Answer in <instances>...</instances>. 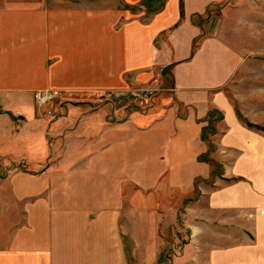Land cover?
Returning a JSON list of instances; mask_svg holds the SVG:
<instances>
[{
	"label": "crops",
	"instance_id": "0c3cea01",
	"mask_svg": "<svg viewBox=\"0 0 264 264\" xmlns=\"http://www.w3.org/2000/svg\"><path fill=\"white\" fill-rule=\"evenodd\" d=\"M224 1L0 7V163L26 154L0 172V264H264V136L223 90L241 61L194 22ZM137 88L165 92L151 114L113 101ZM45 90L75 102L50 119L24 102Z\"/></svg>",
	"mask_w": 264,
	"mask_h": 264
},
{
	"label": "rangeland",
	"instance_id": "374dc122",
	"mask_svg": "<svg viewBox=\"0 0 264 264\" xmlns=\"http://www.w3.org/2000/svg\"><path fill=\"white\" fill-rule=\"evenodd\" d=\"M26 1L28 0H0V7L11 2L24 4ZM37 1L40 2L41 0H32L35 4ZM209 11H211L210 19L205 18L208 20H195L194 22L206 26L208 34H214L213 36L219 38L241 61V67L236 70L230 82L223 89L224 93L239 120L248 128L264 136V0H225L218 6H212ZM128 92V99L119 98L113 101L118 104L119 109L136 110L142 115L151 114L154 107H158V104L163 101L162 98L165 93L163 89L151 91L141 88L130 89ZM103 99L104 95L102 98L100 95L97 96L94 100L96 101L95 105L101 106ZM71 100L75 102V100ZM24 102L28 106H33L37 113H41L50 119L57 118V110L73 106V102L70 103L62 93H55V97L42 110L36 108L33 99L28 98ZM210 116V123L203 130V137L209 142L212 133L220 129L217 125L220 123V116L212 111ZM214 146L210 143L205 158L209 159L210 155L214 153ZM11 156V158L3 159V162L0 163V172L7 168L11 171L21 159H26V154L21 151ZM21 166L23 163L19 164V167ZM3 167L6 169H1ZM219 167L213 161V171L219 172ZM0 175L3 176L4 174ZM1 189H3V193L2 196L0 194V249L6 247L10 238V228L2 226L5 223L4 218L15 219L17 212V205L12 202L9 189L6 190L4 186ZM185 216L186 214L179 210V221L176 229L179 240L177 246H183L186 237H188L184 229Z\"/></svg>",
	"mask_w": 264,
	"mask_h": 264
},
{
	"label": "built area",
	"instance_id": "2783aa9c",
	"mask_svg": "<svg viewBox=\"0 0 264 264\" xmlns=\"http://www.w3.org/2000/svg\"><path fill=\"white\" fill-rule=\"evenodd\" d=\"M55 97V93L45 90V91H37L34 93V102L36 108L42 110L44 106Z\"/></svg>",
	"mask_w": 264,
	"mask_h": 264
}]
</instances>
